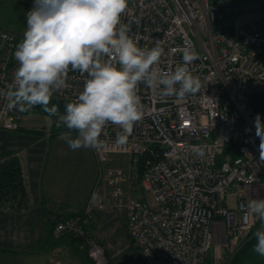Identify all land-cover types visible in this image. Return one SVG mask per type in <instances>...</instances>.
<instances>
[{
	"label": "built area",
	"instance_id": "built-area-1",
	"mask_svg": "<svg viewBox=\"0 0 264 264\" xmlns=\"http://www.w3.org/2000/svg\"><path fill=\"white\" fill-rule=\"evenodd\" d=\"M20 1L33 7L34 0ZM121 22L138 47L159 42L162 71L182 63L185 47L194 49L199 58L189 68L201 87L178 98L141 83V120L124 145L115 142L117 126L105 127L99 146L91 148L95 175L84 205L52 206V220L67 215L54 222L51 234L82 236L93 264H105L104 246L82 225L121 210L143 264H216L219 247L230 250L252 224L250 197L264 198L257 129V118L264 127V110L252 107L264 93V0H128ZM21 41L0 28V91L14 85ZM86 77L69 68L50 98L76 101ZM22 112L10 110L0 95V129L15 130ZM117 155L132 161L112 163ZM130 163L140 164L139 195L131 188Z\"/></svg>",
	"mask_w": 264,
	"mask_h": 264
},
{
	"label": "clouds",
	"instance_id": "clouds-1",
	"mask_svg": "<svg viewBox=\"0 0 264 264\" xmlns=\"http://www.w3.org/2000/svg\"><path fill=\"white\" fill-rule=\"evenodd\" d=\"M127 8L128 0H34L26 14L23 39L14 52L18 62L14 85L0 91L8 108L29 111L41 105L48 111L52 92L63 86L69 68L87 73L82 92L65 106L57 122L58 128L68 129L59 138L76 150L98 147L109 124L121 130L116 144L127 143L143 115L137 94L141 83L164 96L184 98L196 93L201 81L189 66L198 53L185 47L181 64L174 70H160L163 47L159 42L151 48L137 46L128 34L129 25L121 22ZM257 129L264 154V127L259 118ZM247 210L261 222L253 234V251L264 257V199L249 200Z\"/></svg>",
	"mask_w": 264,
	"mask_h": 264
},
{
	"label": "rangeland",
	"instance_id": "rangeland-1",
	"mask_svg": "<svg viewBox=\"0 0 264 264\" xmlns=\"http://www.w3.org/2000/svg\"><path fill=\"white\" fill-rule=\"evenodd\" d=\"M31 9L32 5L20 0H0V28L13 32L18 39L22 40L23 33L27 27L26 14ZM62 115L64 114L45 111L43 106L36 105L29 111L22 112L19 123L27 132L40 137L41 140L43 139L45 148L42 156L41 177L38 178L40 189L60 188L59 191L62 190L61 198L78 202L83 197L84 191H86L94 175L95 163L94 160H92L91 153L89 155L85 148L81 147L72 150L64 140L59 138L61 132L68 131L66 126L62 125L59 128L57 127L59 117ZM72 135L73 137L77 135L75 130L72 131ZM128 161H132V158L117 155L114 156L112 163L118 162L120 165H125ZM130 172L132 176L137 174L136 168H134L132 164L130 166ZM133 181L134 179L131 181L135 186L134 191L139 195L136 183ZM48 194V192L43 193L41 196L47 198L46 195ZM252 199L258 200L264 198L262 195H254L250 197V200ZM44 204L45 202H43V205ZM44 209H49V213L46 217L50 220L49 214H53L52 206H44ZM112 214L114 215L112 216L113 218H119V215H123V212L118 210ZM61 218L62 217L58 216L55 218V221ZM254 219L256 218L253 216L252 220L254 221ZM121 222L122 220L117 223L113 222L109 225L104 223L105 225L100 227V232L98 231V241H100V244L103 246V243H105V246L109 248L107 250L108 253L111 254L109 261L114 257V260L119 259L117 264H142L138 249L128 237H125ZM101 233L104 234L103 240L100 238ZM215 243L217 244L218 242L215 241ZM219 251L220 256L216 264H224L228 249L219 247ZM74 255L76 259L75 257H70V259H72L70 261L71 264L85 263L81 261L76 254Z\"/></svg>",
	"mask_w": 264,
	"mask_h": 264
},
{
	"label": "crops",
	"instance_id": "crops-1",
	"mask_svg": "<svg viewBox=\"0 0 264 264\" xmlns=\"http://www.w3.org/2000/svg\"><path fill=\"white\" fill-rule=\"evenodd\" d=\"M44 148L43 139L41 140L40 137L32 135L24 130V127H22L20 123H18V127L15 130L8 131L0 129V160L8 156L16 157L23 174L27 191V207L25 209L12 211L11 209L0 208V264H71L70 261L72 259H70V257H75L76 259L74 254L75 252L77 253V251L74 252L69 249L68 246L56 245L50 250H37L44 241L43 225L49 213V209L43 211L42 203L40 202L43 199V202H45L44 206L59 205L63 209L67 207H72L74 209L81 208L84 205L95 172L86 191H84L83 197L78 202L61 198L62 190L59 191L60 188L40 189L38 178L41 177ZM85 149L89 155L90 153L92 155L91 148ZM92 160H94L93 155ZM131 188L135 189L134 184H132ZM42 192L49 193L46 195L47 198L41 196V194H43ZM135 195H137V193H135ZM50 215L51 214H49V217ZM66 215L67 214L64 213L62 217ZM112 216L114 215H110V213L96 215L94 222H92L87 229L92 239L94 238V240L100 243V241H98V231L100 232V227L104 226V223L109 225L121 220L124 235L126 238L128 237L125 229L124 214H121V216L119 215V218H113ZM57 217L58 216H56V218ZM50 220L52 219L50 218ZM100 235V238L103 240L104 234L101 233ZM103 244L105 246V243ZM105 249L110 259L111 254L107 251L109 248ZM137 249L141 259L139 248ZM118 262L119 259L114 260V257L110 261L111 264H117Z\"/></svg>",
	"mask_w": 264,
	"mask_h": 264
},
{
	"label": "trees",
	"instance_id": "trees-1",
	"mask_svg": "<svg viewBox=\"0 0 264 264\" xmlns=\"http://www.w3.org/2000/svg\"><path fill=\"white\" fill-rule=\"evenodd\" d=\"M20 40V39H19ZM252 107L254 109L264 110V93L253 99ZM222 159V155H218L216 160L219 162ZM136 175L134 177L135 183L138 180L140 173V164L137 165ZM133 181V182H134ZM43 211V199L41 200ZM27 191L21 172V168L15 156H8L0 160V208L11 209L12 211H18L25 209L27 206ZM55 219H53V223ZM92 222L88 221L82 225L86 234L91 237L87 229ZM52 220L50 221L46 217L43 225V243L37 250H50L56 245L68 246L73 250L77 257L84 261L86 264H93L92 260L86 254V245L82 239V236L73 235L69 231H62L57 237L51 235ZM261 227L259 219H254L249 226L247 232L243 234L238 242L234 243L230 250L226 253L224 264H264V257L259 256L253 251V247L256 243L254 232ZM94 239V238H93ZM106 262L105 264H111L109 258L105 252ZM203 264H211L210 259L204 261Z\"/></svg>",
	"mask_w": 264,
	"mask_h": 264
},
{
	"label": "water",
	"instance_id": "water-1",
	"mask_svg": "<svg viewBox=\"0 0 264 264\" xmlns=\"http://www.w3.org/2000/svg\"><path fill=\"white\" fill-rule=\"evenodd\" d=\"M72 102H75V101L50 98L48 102V106H47L48 111L52 113L65 114V106L68 103H72ZM156 105H159V104H156Z\"/></svg>",
	"mask_w": 264,
	"mask_h": 264
}]
</instances>
